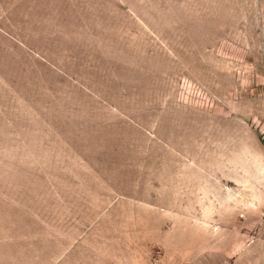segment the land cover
<instances>
[{"label": "rangeland", "instance_id": "obj_1", "mask_svg": "<svg viewBox=\"0 0 264 264\" xmlns=\"http://www.w3.org/2000/svg\"><path fill=\"white\" fill-rule=\"evenodd\" d=\"M221 2L0 0V264L263 257L264 45Z\"/></svg>", "mask_w": 264, "mask_h": 264}, {"label": "crops", "instance_id": "obj_2", "mask_svg": "<svg viewBox=\"0 0 264 264\" xmlns=\"http://www.w3.org/2000/svg\"><path fill=\"white\" fill-rule=\"evenodd\" d=\"M222 1L224 19L228 23L224 26L225 29L234 32H242L240 37L250 40L249 37L257 38L259 44L264 45V0H220ZM251 35V36H249ZM62 240V232H55V246H59V241ZM8 243V242H7ZM7 250L2 252L8 254ZM254 240H248L246 247L242 248V253L236 250V261L232 264H264V255L262 258L255 259L254 253L250 247L255 246ZM62 247V244H61ZM262 253V251L260 252ZM243 256L241 263L239 262V255ZM144 258L138 253V264H143ZM243 261V262H242ZM73 264V263H71ZM117 264H127L119 258ZM137 264V263H130Z\"/></svg>", "mask_w": 264, "mask_h": 264}]
</instances>
